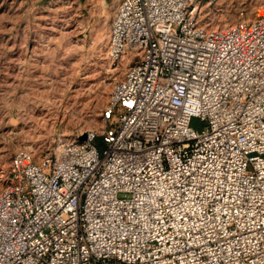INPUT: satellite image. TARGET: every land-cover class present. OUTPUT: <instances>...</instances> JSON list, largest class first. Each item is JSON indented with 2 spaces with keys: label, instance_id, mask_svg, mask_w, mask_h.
<instances>
[{
  "label": "built area",
  "instance_id": "built-area-1",
  "mask_svg": "<svg viewBox=\"0 0 264 264\" xmlns=\"http://www.w3.org/2000/svg\"><path fill=\"white\" fill-rule=\"evenodd\" d=\"M117 1L109 58L137 60L99 130L15 154L0 264H264V15Z\"/></svg>",
  "mask_w": 264,
  "mask_h": 264
},
{
  "label": "rangeland",
  "instance_id": "rangeland-1",
  "mask_svg": "<svg viewBox=\"0 0 264 264\" xmlns=\"http://www.w3.org/2000/svg\"><path fill=\"white\" fill-rule=\"evenodd\" d=\"M199 2L209 28L264 15V0ZM117 9V0H0V191L19 151L55 153L103 126L114 85L137 60L109 58Z\"/></svg>",
  "mask_w": 264,
  "mask_h": 264
},
{
  "label": "water",
  "instance_id": "water-1",
  "mask_svg": "<svg viewBox=\"0 0 264 264\" xmlns=\"http://www.w3.org/2000/svg\"><path fill=\"white\" fill-rule=\"evenodd\" d=\"M80 139H81V140L86 139V135L82 136Z\"/></svg>",
  "mask_w": 264,
  "mask_h": 264
}]
</instances>
